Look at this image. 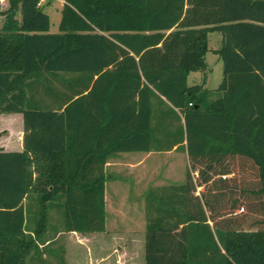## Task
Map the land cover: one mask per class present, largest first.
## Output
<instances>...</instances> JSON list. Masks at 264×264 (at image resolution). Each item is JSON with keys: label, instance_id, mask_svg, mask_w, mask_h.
<instances>
[{"label": "trees", "instance_id": "trees-1", "mask_svg": "<svg viewBox=\"0 0 264 264\" xmlns=\"http://www.w3.org/2000/svg\"><path fill=\"white\" fill-rule=\"evenodd\" d=\"M37 3L0 11V112L23 132L0 150V264L104 231L107 158L173 145L197 181L144 190V264H264V0H63L57 32ZM210 31L222 77L206 89Z\"/></svg>", "mask_w": 264, "mask_h": 264}, {"label": "rangeland", "instance_id": "rangeland-1", "mask_svg": "<svg viewBox=\"0 0 264 264\" xmlns=\"http://www.w3.org/2000/svg\"><path fill=\"white\" fill-rule=\"evenodd\" d=\"M40 9L42 11L48 12L49 16V31L48 32H57V22L59 18V8L60 0H41ZM1 7H4V2L0 4ZM18 18V14H16ZM2 16H0V21ZM211 46V41L209 42ZM208 62H210L208 60ZM219 71L215 68L209 73V82L208 84L212 86L214 82L218 80ZM11 129H14L15 126L12 124ZM116 163L121 162L119 165L109 164L107 168V173L115 176V179L107 180L105 183V208H106V220L105 223L108 227V232L110 234H115L118 232L117 229H126V227L131 224L135 228V238L136 242L132 245L134 248L135 260L141 258V252L143 250L142 243L144 241L143 237V201L142 195L144 190L148 186H157L164 183H178V180L182 181L185 177V172L189 170V175L192 178V181H197V173L193 170H190L189 165L185 168L184 171L179 169H173L166 166L164 163V158L160 154H154L152 159L153 164L150 166L134 167L130 169L128 162H131L128 158L115 159ZM127 160V161H125ZM111 162H113L111 160ZM148 167V169H147ZM177 168V166H176ZM147 169V170H146ZM153 169V170H152ZM239 176H244L241 173H238ZM215 182V186H216ZM198 188H195V192ZM49 222H55L54 214L51 211L48 218ZM132 221V222H131ZM52 231L46 228L44 234L41 238L50 237ZM108 235V234H107ZM55 238L51 240L47 245V253L44 252V257L42 260L36 257L35 254L32 255L30 259L27 260L26 264H50L53 259L55 262L53 264H58V261L53 256L58 255L62 251L67 259V264H89L86 255H90L89 246H91L92 241L86 242L82 239V234L78 233H67L62 232L54 236ZM79 238V240H77ZM128 236L124 234L121 239H118L116 242H112L108 237L101 239L103 246L106 250V257L102 261L104 264L114 263V254L115 250L117 252L128 246ZM87 246V248H85ZM86 250V252H85ZM50 254V255H49ZM51 256L53 259H51ZM65 259V258H64ZM52 264V263H51Z\"/></svg>", "mask_w": 264, "mask_h": 264}, {"label": "crops", "instance_id": "crops-1", "mask_svg": "<svg viewBox=\"0 0 264 264\" xmlns=\"http://www.w3.org/2000/svg\"><path fill=\"white\" fill-rule=\"evenodd\" d=\"M39 1V5L41 6L42 1ZM4 2V7L0 6V11L5 9L7 6V0H0V4H2ZM63 3V0H60V8L61 5ZM60 8H59V13H60ZM47 16H48V12L43 11ZM60 17V14H59ZM17 18V17H16ZM49 19V16H48ZM59 21V18H58ZM58 24V22H57ZM48 31H49V27H48ZM211 41L212 45H209V42ZM220 44V34L217 31H210L207 32L206 34V45H207V51L204 54V62L206 64V69H205V80H204V84L203 86L206 89H213L215 88L222 77V65L220 60L218 59L217 55L214 54L212 52V50L217 49L219 47ZM208 60L210 62H208ZM215 68L216 70L219 71V75H218V80L216 82H214V84L212 86H210L208 84L209 82V73L212 71V69ZM201 76L202 73L199 71H191L187 74L186 76V83L188 85H192V84H197L200 82L201 80ZM14 124L15 128L11 129V125ZM22 117L21 114L18 112H0V150L1 151H21L22 150ZM81 138V142L77 143V147L81 150L84 145L88 144V137L87 136H83L80 137ZM154 154H160L162 155V157L164 158V163L166 164V166L173 169H179L181 171H184L186 167H188L189 162H188V156L186 154L185 149H181V148H175V145H173L170 149L168 150H163V151H127V152H117L113 155H111L109 158H107L106 162L104 163L103 166V170L104 173L108 176V179L105 180L104 182V192H103V200H104V211H105V220H106V208H105V200H106V194H105V183L107 182V180H112L115 179V176L112 174H108L107 173V168L109 164H113V165H119L121 164V162H114L116 161L115 159H121V158H128L129 160H131V162H128V166L130 169H133L135 166L136 167H141L142 169L144 168L145 164L146 166H150L151 164H153L152 159L154 158ZM111 160L113 162H111ZM120 161V160H119ZM127 161V160H125ZM145 166V168H146ZM177 166V168H176ZM148 169V167H147ZM146 169V170H147ZM153 170V169H152ZM193 171H197V168H193ZM211 181H214L216 183V187H219V182L217 180V178L215 176H213L211 178ZM178 182H180V180H178ZM170 183V182H167ZM164 183V184H167ZM215 186V185H214ZM196 188L197 191L195 192V194H199V192L203 189V186H197ZM212 186V189L210 190V195L212 196L215 193V189ZM208 193H206L207 195ZM132 222V221H131ZM105 225V229L102 232H92V233H86V234H82V239L86 242H90L92 241L91 246H89L91 249H89V253L90 255H86V259H88L89 264H104L102 261L105 259L106 257V250L103 246V243L101 241L102 238L104 237H108L109 236V240H111L112 242H116L118 239H121L122 236H124V234L126 236H128V246L121 248L120 251L117 252V249L114 248V263L112 264H144V252L142 250L141 252V258L138 260H135V256L133 255L135 250L132 247L133 244H135L136 242V238H135V228L133 227V225L129 224L126 229L122 230V229H117L118 232H116L115 234H110L108 232V227L106 225V223L104 222ZM143 237H144V222H143ZM59 233L62 232H56L54 236L58 235ZM67 233H72V234H76L77 232H67ZM81 235V233H78ZM108 234V235H107ZM55 238V237H54ZM144 239V238H143ZM79 240V238L77 239ZM144 242V241H143ZM46 242H43L41 244H38L39 250H40V260H42L44 257V251H42V249L44 247H46L45 245ZM143 246V243H142ZM85 248H87V246H85ZM62 251L63 247H62ZM86 252V250H85ZM37 257V255H36ZM65 258V259H64ZM51 259L52 256H51ZM53 262H55V260L53 259V261H51V263L53 264ZM50 263V264H51ZM63 264H67V259L65 257V255H63Z\"/></svg>", "mask_w": 264, "mask_h": 264}, {"label": "built area", "instance_id": "built-area-1", "mask_svg": "<svg viewBox=\"0 0 264 264\" xmlns=\"http://www.w3.org/2000/svg\"><path fill=\"white\" fill-rule=\"evenodd\" d=\"M37 4H39V1H38V3ZM190 104V103H189Z\"/></svg>", "mask_w": 264, "mask_h": 264}]
</instances>
